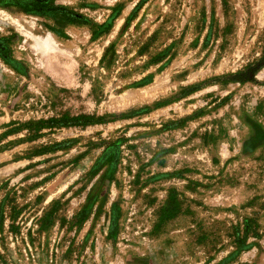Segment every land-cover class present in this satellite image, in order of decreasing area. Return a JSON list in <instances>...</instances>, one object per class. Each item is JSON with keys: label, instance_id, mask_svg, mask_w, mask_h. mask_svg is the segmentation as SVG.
<instances>
[{"label": "rangeland", "instance_id": "1", "mask_svg": "<svg viewBox=\"0 0 264 264\" xmlns=\"http://www.w3.org/2000/svg\"><path fill=\"white\" fill-rule=\"evenodd\" d=\"M0 264H264V0H0Z\"/></svg>", "mask_w": 264, "mask_h": 264}]
</instances>
